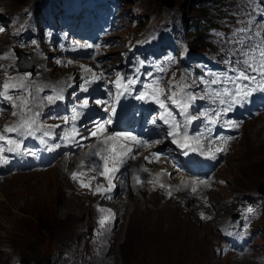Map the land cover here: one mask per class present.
Instances as JSON below:
<instances>
[{
  "label": "rangeland",
  "instance_id": "1",
  "mask_svg": "<svg viewBox=\"0 0 264 264\" xmlns=\"http://www.w3.org/2000/svg\"><path fill=\"white\" fill-rule=\"evenodd\" d=\"M26 1L0 0L8 12L15 11ZM191 1L170 0L167 3L164 0H119L122 5L119 15L134 17L137 13V18L145 21L166 10L169 19L162 27H158L159 35L163 39L176 36L182 44V50L160 49L158 52L162 55H182L188 62L197 65L186 54L198 46V43L191 41L198 35L191 30L184 31L185 26L189 27L194 19L199 18V9ZM242 1L231 0L230 8L242 10ZM71 2L37 0L33 7L41 3L46 13L55 14L61 19ZM133 4L135 11L131 9ZM166 4L174 6L165 7ZM72 22L75 23V20ZM75 37L79 38L80 35L76 33ZM129 37L139 41L142 51L150 49L151 44L145 41L146 37L141 31H134ZM134 57L137 59L132 60L133 67L145 58L143 54ZM91 68H94L93 65ZM1 80L3 77L0 74ZM0 91L3 89L0 88ZM2 102L6 100L0 98V112L4 110ZM260 115L245 123L248 126L244 128L242 137L228 154L227 164L222 169V175L228 182L220 189L210 191L212 211L220 213L222 210H232V207L224 204L225 201L239 202L242 194L264 189V115ZM149 129L158 132L154 125H150ZM196 172H207L205 165L201 163ZM71 186L61 167L17 173L0 180V264H5L11 251H20V258L23 255H36L34 264H50L51 244L84 234L85 228L92 223L93 207L85 196L72 191ZM116 202L123 204L124 212L113 229L115 238H110V245L101 252L100 258H95V254L100 252L99 241L102 236L93 239L89 243V260L84 264H264V254L261 255L262 260L256 259L258 261H232L231 258L218 256L214 247L219 237L213 223L198 220L192 211L185 210L184 206L175 202L164 201L157 194L140 192L124 195ZM221 202L223 204H219ZM248 203L257 205L253 199ZM257 219L264 232V213Z\"/></svg>",
  "mask_w": 264,
  "mask_h": 264
},
{
  "label": "snow or ice",
  "instance_id": "2",
  "mask_svg": "<svg viewBox=\"0 0 264 264\" xmlns=\"http://www.w3.org/2000/svg\"><path fill=\"white\" fill-rule=\"evenodd\" d=\"M251 24V21H249ZM249 28H241L237 29V32L234 35H238L241 33H249ZM255 37H259V41L255 42L253 39V35H244L233 41L235 47L233 49V56L236 57L234 64L235 66H231L233 64L232 60H229V71L234 73L233 77H227V83H231L233 85V89L225 90L223 94L217 92L215 93V97H220L221 95L227 97V99H220V104H227L228 106L224 107L221 110H217L213 112L211 115L208 113H201L202 116L206 117L207 123L211 125H215L221 118V116L230 111L231 108L235 105H241L243 103H247L249 98L253 96L256 92L264 93V34L260 31H257L254 34ZM2 67V66H0ZM259 77V82H257V78ZM28 76L25 75L19 78H10L8 81H5L3 84V91H0V98H3L6 101L12 102L14 107H20L22 111L30 109H26V105L28 104V100L17 98L20 103L17 104L16 101L13 100V97L9 94L10 90H24L26 89V85L23 83L24 80H27ZM100 79V77L93 75L92 80L95 81ZM120 75L117 74V89H120L122 85L119 83ZM241 81H249L251 84H255V87H252L251 84H242ZM136 81L130 80L129 84H134ZM219 79H213L211 81L212 84L220 83ZM151 87V86H149ZM181 89L185 87L184 85L180 86ZM86 90V89H85ZM162 89L158 87L152 88L151 93L144 92L136 97L138 100H147L154 101L159 105L161 109H165L167 111L166 104L163 99H161ZM123 93L118 92V96ZM177 93H173L171 96L166 97L173 105L178 107L182 112L188 113L189 102L197 99L195 96H185L183 99H177ZM64 97L62 95L57 96H48L47 101L49 104L54 103L57 100H62ZM88 100H84L80 105L81 108H86L88 106ZM97 104H103V101H97ZM108 114V119L103 121L94 122V130L90 132V137H102V139L98 140L97 144L94 145L95 150L87 153L88 156L98 157L100 161L103 162L102 168L103 171L100 172V175L104 176L107 180L108 187L105 188L102 185H97L95 191L99 192L101 195H104L106 192H110L115 185L112 183L114 178H117V173L121 172L122 168H125L128 160L137 159L136 155L133 154L134 150H138L141 147H147L148 142L138 138L133 135L131 132H113L111 134L108 133V129L106 126L111 125L113 123V115L116 113V109L113 106L111 109L107 107L104 109ZM16 113H13L15 115ZM81 113L76 112L74 110L73 115L71 116L72 121H76L80 118ZM197 119L194 116H186V122L191 123L193 120ZM67 122V118L66 121ZM164 122L169 124L170 121L165 119ZM155 123V120L153 121ZM229 127H238L239 125L232 121L225 122ZM36 124V120L32 117L22 118L19 123L14 126H5L3 133H0V140L6 141L10 147L7 148L8 152L17 153L21 152V144L16 140H13L7 137L6 133H18L21 136L27 135L32 136L35 134L34 125ZM44 135H48L47 132ZM79 133L73 130L70 136H66L65 139L74 140ZM169 137H172V143L176 145L177 148L182 150V154L184 156H188L190 152L200 151L201 155L208 156L214 158L216 153L223 152L226 150V145L228 144L231 137L224 139L223 146L217 147L215 149L208 147L207 151H204V145L201 144L199 137L189 136L186 132L181 134V126L179 124H171L170 130L167 132ZM80 139H87L86 137L80 136ZM211 144V141H209ZM5 150L0 148V164H7L9 162L8 157L3 156L2 153ZM148 159V157H145ZM84 162L82 161V164ZM90 171H99L101 165L96 161L91 162ZM141 171H147V169H142ZM83 175V173H72V178L77 179L78 176ZM95 179V177H93ZM137 184L142 183L139 175L135 177ZM151 182V181H149ZM193 185L206 184L207 181H192ZM81 187H90L89 184L84 183L83 180H80ZM164 187L163 184L160 185ZM193 192L196 191V188L193 187ZM171 195V192H169ZM107 211L108 215L103 217L100 220L101 226H104L106 221L111 218V210ZM252 209L249 208L248 212H251ZM201 218L203 214H201Z\"/></svg>",
  "mask_w": 264,
  "mask_h": 264
},
{
  "label": "bare ground",
  "instance_id": "3",
  "mask_svg": "<svg viewBox=\"0 0 264 264\" xmlns=\"http://www.w3.org/2000/svg\"><path fill=\"white\" fill-rule=\"evenodd\" d=\"M169 3V2H168ZM63 13V12H62ZM64 18L62 17L61 19H60V16H59V19L61 20V21H63V20H66L67 19V14L65 13V11H64ZM191 41H192V39H191ZM198 43V42H197ZM133 59L135 60V59H137V58H135V57H133ZM132 59V60H133ZM132 60L131 61H129V62H125V64L126 65H131L132 66ZM93 67L94 68H91L90 67V73H91V75L93 76V75H95V76H98V77H100V79H97V80H95V81H93L92 80V78L91 79H88V80H86L85 81V84H84V88L86 89V90H88V91H90V92H94V91H96L97 89H99V87H101L102 86V84H103V81H102V79H101V72L99 71V69H98V67L96 66V65H93ZM3 77V76H2ZM63 84H64V86L65 87H67V86H69V84H70V82L69 81H67V80H65V81H63ZM251 103L252 104H254V105H263L264 104V93H262L261 92V94H260V98L259 99H257V98H251ZM261 116V115H260ZM257 121H258V119H257ZM257 124V123H256ZM258 125V124H257ZM253 126H255V125H253ZM260 127V126H259ZM259 127H257V128H259ZM148 128H149V126H148ZM256 128V127H255ZM256 128V129H257ZM255 129V130H256ZM155 131V130H154ZM253 134V133H252ZM15 135H17L16 133H15ZM165 136H166V138H168L169 136L165 133ZM246 147V146H245ZM248 149V148H247ZM244 156V155H243ZM218 162H220L221 160L220 159H218L217 160ZM180 163H181V166L187 171V172H196V171H199V169H200V167H201V162H199V161H197V160H195V159H192V158H186V159H183V160H181L180 161ZM163 165H165V164H163ZM205 170L207 171V167L205 166ZM36 172V171H35ZM254 179V178H253ZM250 181V180H249ZM261 188V187H260ZM240 189V188H239ZM258 191L259 192H261V193H263L264 192V189H258ZM188 200H190V199H188ZM63 202V201H62ZM65 203V202H64ZM64 205H67V204H64ZM167 217V216H166ZM251 238H254V235H252L251 236ZM109 250V249H108ZM130 253V252H129Z\"/></svg>",
  "mask_w": 264,
  "mask_h": 264
},
{
  "label": "trees",
  "instance_id": "4",
  "mask_svg": "<svg viewBox=\"0 0 264 264\" xmlns=\"http://www.w3.org/2000/svg\"><path fill=\"white\" fill-rule=\"evenodd\" d=\"M204 11V12H201V11ZM202 10L200 9V11L198 12V14H201V13H204L206 14V19L204 20H201L199 21V24H201L202 26H213L214 23L216 22L217 20V13H211L210 9L206 6H203L202 7ZM195 34H197L195 31H193ZM192 42L193 43H197L198 42V37L197 38H192Z\"/></svg>",
  "mask_w": 264,
  "mask_h": 264
},
{
  "label": "water",
  "instance_id": "5",
  "mask_svg": "<svg viewBox=\"0 0 264 264\" xmlns=\"http://www.w3.org/2000/svg\"><path fill=\"white\" fill-rule=\"evenodd\" d=\"M164 1L168 3L170 0H164ZM169 3H170V2H169ZM172 3H173V2H172ZM169 5H170V4H169Z\"/></svg>",
  "mask_w": 264,
  "mask_h": 264
},
{
  "label": "clouds",
  "instance_id": "6",
  "mask_svg": "<svg viewBox=\"0 0 264 264\" xmlns=\"http://www.w3.org/2000/svg\"><path fill=\"white\" fill-rule=\"evenodd\" d=\"M218 237H219V239H220V236H219V235H218ZM219 239H218V240H219Z\"/></svg>",
  "mask_w": 264,
  "mask_h": 264
}]
</instances>
